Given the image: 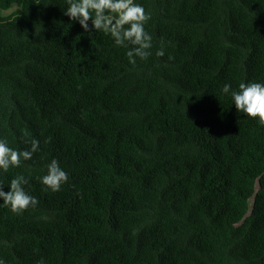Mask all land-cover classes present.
I'll use <instances>...</instances> for the list:
<instances>
[{
	"label": "trees",
	"instance_id": "obj_1",
	"mask_svg": "<svg viewBox=\"0 0 264 264\" xmlns=\"http://www.w3.org/2000/svg\"><path fill=\"white\" fill-rule=\"evenodd\" d=\"M135 2L152 48L133 65L67 0H0V139L39 141L0 170L39 201L0 199L4 264H264V127L222 91L264 83V0Z\"/></svg>",
	"mask_w": 264,
	"mask_h": 264
},
{
	"label": "clouds",
	"instance_id": "obj_2",
	"mask_svg": "<svg viewBox=\"0 0 264 264\" xmlns=\"http://www.w3.org/2000/svg\"><path fill=\"white\" fill-rule=\"evenodd\" d=\"M68 7L64 14L70 21L78 22L85 32L102 31L110 35L117 47L128 48L126 55L130 64L136 58L147 59L151 54L152 36L145 31V24L151 19L143 6L135 0H67ZM91 21V24H89ZM163 56V50L156 53ZM223 93L231 94L237 112H242L250 119H258L264 127V83L241 82L237 91H231V85L225 84ZM39 148V141H31L30 150H16L8 146L6 140L0 139V170L7 172L10 167H20L21 162L31 160ZM47 190L58 192L68 182V174L61 168L59 161L52 159L47 165V174L39 178ZM29 183L23 175L10 181L9 191L3 190L0 183V199L3 206L10 207L12 213L21 215L29 208H35L39 201L25 190ZM0 264H4L0 260ZM38 264H44L43 260Z\"/></svg>",
	"mask_w": 264,
	"mask_h": 264
}]
</instances>
